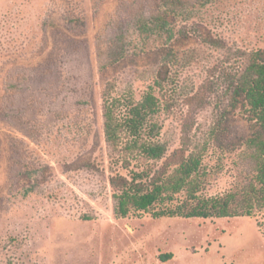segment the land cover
<instances>
[{
	"label": "rangeland",
	"instance_id": "obj_1",
	"mask_svg": "<svg viewBox=\"0 0 264 264\" xmlns=\"http://www.w3.org/2000/svg\"><path fill=\"white\" fill-rule=\"evenodd\" d=\"M56 1L0 0V264H264V213L116 218L99 53L113 61L106 78L134 85L139 97L142 63L121 59V39L135 40L136 24L163 0H73L61 8L70 22L48 14ZM183 1L198 14L190 22L178 16L175 26L212 57L180 75L163 139L172 151L208 144L214 196L251 167L240 156L248 124L225 95L238 57L264 48V0ZM202 35L223 49L203 47ZM225 109L220 137L210 141Z\"/></svg>",
	"mask_w": 264,
	"mask_h": 264
},
{
	"label": "trees",
	"instance_id": "obj_2",
	"mask_svg": "<svg viewBox=\"0 0 264 264\" xmlns=\"http://www.w3.org/2000/svg\"><path fill=\"white\" fill-rule=\"evenodd\" d=\"M71 1L57 0L48 14L70 22L61 8ZM234 1L201 0V6ZM197 14L183 0H163L156 15L136 24L135 40L122 37L121 59L132 56L136 65L142 63L138 80L145 87L139 97L134 85L123 87L120 79L106 78L104 72L113 61L103 62L99 53L109 183L118 219H258L264 213V48L238 57L226 88L227 106L248 124L240 156L251 167L242 170L239 181L223 194H207L211 182L206 165L211 153L208 144L193 148L183 144L172 151L163 139L166 121L179 102L180 75L194 62H209L212 57L209 52L201 53V45H193L192 37L175 26L178 16L190 22ZM200 39L203 47L223 49L217 38L202 35ZM228 115L227 109L222 111L210 141L218 140ZM258 226L264 230V223Z\"/></svg>",
	"mask_w": 264,
	"mask_h": 264
}]
</instances>
